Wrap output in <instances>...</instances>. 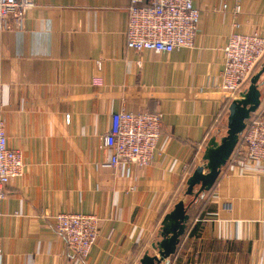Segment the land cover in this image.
<instances>
[{
    "label": "crops",
    "instance_id": "1",
    "mask_svg": "<svg viewBox=\"0 0 264 264\" xmlns=\"http://www.w3.org/2000/svg\"><path fill=\"white\" fill-rule=\"evenodd\" d=\"M31 1L23 26L0 31V110L25 161L6 187L0 264H137L181 199L190 219L162 264H264V161L229 159L212 189L195 199L184 191L225 117L227 126L231 101L220 85L229 37L264 34V0H194V46L172 52L128 49L131 0ZM259 90L256 113L264 72ZM121 109L162 114L150 164L105 165L102 137ZM62 211L101 217L87 257L55 227Z\"/></svg>",
    "mask_w": 264,
    "mask_h": 264
},
{
    "label": "built area",
    "instance_id": "2",
    "mask_svg": "<svg viewBox=\"0 0 264 264\" xmlns=\"http://www.w3.org/2000/svg\"><path fill=\"white\" fill-rule=\"evenodd\" d=\"M30 6L31 0H0V31L23 26ZM239 11L240 6L237 5L235 12ZM199 20L200 10L194 0H131L126 46L135 51L149 49L156 52L192 47ZM224 51L220 87L232 101L242 96L255 68L264 58V34L256 30L233 32ZM92 83L102 85L103 78L95 76ZM161 123L159 111L121 109L113 113L111 125L101 142V147L110 151L105 165L125 171L133 165L150 164L161 136ZM230 159L249 163L264 161V109L254 112L247 121ZM24 167L22 150L9 145L5 118L0 110V217L6 187L12 179L22 175ZM101 220L94 213L62 211L53 215L55 227L80 257H87L97 243Z\"/></svg>",
    "mask_w": 264,
    "mask_h": 264
},
{
    "label": "water",
    "instance_id": "3",
    "mask_svg": "<svg viewBox=\"0 0 264 264\" xmlns=\"http://www.w3.org/2000/svg\"><path fill=\"white\" fill-rule=\"evenodd\" d=\"M263 72L264 63L261 69L251 76L249 86L242 96L230 102L226 134L219 139L212 136L208 140L203 154L204 162L196 166L187 179L186 195L197 198L215 185L222 168L233 154L247 121L260 105L259 79ZM187 221V206L185 200L181 199L161 221L158 231L160 239L152 243L158 253L146 252L137 264H162L168 261L178 248L186 231Z\"/></svg>",
    "mask_w": 264,
    "mask_h": 264
},
{
    "label": "rangeland",
    "instance_id": "4",
    "mask_svg": "<svg viewBox=\"0 0 264 264\" xmlns=\"http://www.w3.org/2000/svg\"><path fill=\"white\" fill-rule=\"evenodd\" d=\"M263 63H264V60H261V62H260V63L257 65V67L255 68L253 74L256 73V72L258 71V69L263 65ZM219 124H220V125H218L219 127H218L217 134H216V135H213V136H216L217 139H219L222 135L226 134V129H227V126H226V117H225V123H224V119H223V120L221 121V123H219ZM185 189H186V185H185V187H184V191H185ZM188 199H191V198H188ZM193 199H195V198L193 197ZM188 206H189V204H188ZM188 206H187V207H188ZM187 214H188V220H189V219H190V213L187 212ZM187 222H188V221H187ZM159 239H160V236H158V239L156 238L155 240H153L152 243L158 241ZM152 243L149 244V246H148L147 248H144L143 250H144L145 252H149L150 254H157L158 251L152 247Z\"/></svg>",
    "mask_w": 264,
    "mask_h": 264
},
{
    "label": "trees",
    "instance_id": "5",
    "mask_svg": "<svg viewBox=\"0 0 264 264\" xmlns=\"http://www.w3.org/2000/svg\"><path fill=\"white\" fill-rule=\"evenodd\" d=\"M253 115V114H252ZM239 139H240V137H239ZM239 142V141H238ZM212 189V188H211Z\"/></svg>",
    "mask_w": 264,
    "mask_h": 264
}]
</instances>
